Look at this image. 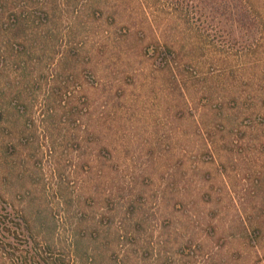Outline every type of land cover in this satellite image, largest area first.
Instances as JSON below:
<instances>
[{"label": "rangeland", "instance_id": "obj_1", "mask_svg": "<svg viewBox=\"0 0 264 264\" xmlns=\"http://www.w3.org/2000/svg\"><path fill=\"white\" fill-rule=\"evenodd\" d=\"M264 264V0H0V264Z\"/></svg>", "mask_w": 264, "mask_h": 264}, {"label": "trees", "instance_id": "obj_2", "mask_svg": "<svg viewBox=\"0 0 264 264\" xmlns=\"http://www.w3.org/2000/svg\"><path fill=\"white\" fill-rule=\"evenodd\" d=\"M31 262H34L33 260L31 261V260H29V259H22V261H21V263L22 264H28V263H31Z\"/></svg>", "mask_w": 264, "mask_h": 264}]
</instances>
